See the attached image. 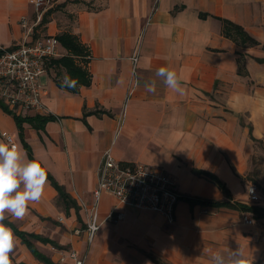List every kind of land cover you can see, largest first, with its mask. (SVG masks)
Returning a JSON list of instances; mask_svg holds the SVG:
<instances>
[{
	"label": "crops",
	"instance_id": "1",
	"mask_svg": "<svg viewBox=\"0 0 264 264\" xmlns=\"http://www.w3.org/2000/svg\"><path fill=\"white\" fill-rule=\"evenodd\" d=\"M33 1L0 0V45L12 49L26 41L70 33L88 53L76 63L90 73L91 84L77 93L57 85L66 80L64 69L52 67L53 60L46 64L41 78L45 115L61 119L48 122L43 130L23 124L33 157L42 161L76 207H67L48 180L41 200L29 204L23 219L6 221L49 240L33 244L52 264H61V255L71 250H87L97 170L103 153L111 148L121 163L159 167L171 174L182 199L176 222L170 225L159 214L121 206L104 195L98 208L102 226L111 223L104 220L114 208L124 217L114 225L115 234L102 241L97 233L87 264H156L151 256L164 264H211L213 253L239 248L249 264H264V215L215 205L264 210L263 194L258 188L260 200L252 202L248 187L255 184L244 180L250 141L264 134V64L256 61L264 58V50L244 48L225 37L221 21L243 27L264 45V0H54L47 22L37 26ZM30 27L34 30L26 37L24 28ZM60 49L67 55L62 45ZM137 51L140 60L134 77L131 58ZM238 53L246 55L245 76L238 74ZM165 66L177 72L183 95L166 88L156 76ZM153 80L155 89L149 91L145 83ZM5 136H11L29 158L14 114L0 109V140ZM194 170L217 176L229 196ZM187 199L212 204L192 205ZM244 216L255 225L244 224ZM14 236L20 252L10 254L12 264H45ZM118 238L139 250L131 255L134 260L104 254L113 250L103 244Z\"/></svg>",
	"mask_w": 264,
	"mask_h": 264
},
{
	"label": "built area",
	"instance_id": "2",
	"mask_svg": "<svg viewBox=\"0 0 264 264\" xmlns=\"http://www.w3.org/2000/svg\"><path fill=\"white\" fill-rule=\"evenodd\" d=\"M53 2L54 0L33 1L38 15L35 26L42 21ZM33 28L27 29L26 37H30ZM60 47L59 39L54 36L26 41L12 49L0 45V105L14 115H45L47 109L43 98L46 90L41 84V78L47 72V62L65 56ZM139 60L137 51L131 58L134 77L137 76ZM8 138L15 143L11 136H5V140ZM94 194L96 206L90 212L86 229L89 246L94 243L103 224L100 222L98 208L104 195L112 197L121 206L159 214L170 225L176 222L177 206L182 199L178 183L171 174L159 167L121 163L116 160L111 148L103 153L97 170V188ZM248 195L252 202L260 200L256 185L248 187ZM123 217L124 215L114 208L104 222H118ZM243 222L249 226L255 225V221L247 216H244ZM88 259L87 250L82 253L71 250L68 254L61 255L60 263L66 264L70 260L72 264H87Z\"/></svg>",
	"mask_w": 264,
	"mask_h": 264
},
{
	"label": "clouds",
	"instance_id": "3",
	"mask_svg": "<svg viewBox=\"0 0 264 264\" xmlns=\"http://www.w3.org/2000/svg\"><path fill=\"white\" fill-rule=\"evenodd\" d=\"M156 76L162 79L166 88L183 95L185 88L177 74L170 67H161ZM69 86L74 87L73 81ZM149 91L155 89V81L145 83ZM48 181L47 169L38 157L29 159L21 147L11 141L0 140V264H12L16 238L5 221L9 217L23 219L29 204L39 202ZM211 264H249L242 249L227 253L215 252L210 256Z\"/></svg>",
	"mask_w": 264,
	"mask_h": 264
},
{
	"label": "trees",
	"instance_id": "4",
	"mask_svg": "<svg viewBox=\"0 0 264 264\" xmlns=\"http://www.w3.org/2000/svg\"><path fill=\"white\" fill-rule=\"evenodd\" d=\"M78 2V0H76ZM50 11V10H49ZM47 11L43 18L41 23L47 22V15L49 13ZM202 17H206V15H202ZM223 23V33L224 36L232 39L234 42H236L239 46L244 47V48H250V47H255V46H261L262 49L264 50V45H261L260 42L255 40L250 34L246 32V30L237 25L234 24L233 22H230L228 20H221ZM58 39L61 43V45L67 50V55L63 56L60 59H54L51 63L52 67L55 69H64L66 71L67 77L64 82L62 81H57V85L60 88L66 89L68 91L77 93L82 86H90L91 84V75L89 72H87L85 69L82 67L78 66L76 63L77 58H84L87 56V49L85 46L80 42L79 38L73 34L70 33H63L58 36ZM240 59H238V74L245 76L247 75L246 68L243 64V59L246 57L245 54H240ZM256 61L260 64H264V58H256ZM75 82V86H69L72 82ZM1 108L8 114L13 115L11 112L8 111L7 108H5L3 105H0ZM87 115V114H86ZM15 122L18 126L20 138L22 140V143L24 147L27 150L28 156L30 159L34 158L32 154V149L31 147L27 144V142L24 140V135H23V124L25 122L30 123L34 128L37 130H43L45 125L48 122H56L60 120L61 118L58 116H55L53 114L49 115H39L36 117H31V118H21L18 116L14 115ZM253 140H256L252 138ZM194 173L199 176H205L209 178L211 181H213L226 195L229 196V191L226 187V185L214 174H211L209 172L205 171H200V170H194ZM48 180L52 183V185L58 190L60 199L65 203L67 207H76L75 201L72 199V197L66 193L65 189L60 186L56 180L48 173ZM190 204L195 205V204H202L203 206H207L209 204H212V202L209 201H199V200H193V199H187ZM217 206H229L234 209H240L244 212H252V213H257L261 217V215H264V210L258 208V207H249L246 205H228V204H218L215 203ZM5 223L11 227L13 232L15 233L16 236H18L24 244L28 246L30 251L42 262L45 264H52L51 261L41 254L40 252L37 251L36 247L33 244V240H40L44 243H48L49 240L36 235V234H28L25 232L20 231L17 229L12 223L5 221ZM156 264H164L162 261L154 258L153 256L150 257Z\"/></svg>",
	"mask_w": 264,
	"mask_h": 264
},
{
	"label": "rangeland",
	"instance_id": "5",
	"mask_svg": "<svg viewBox=\"0 0 264 264\" xmlns=\"http://www.w3.org/2000/svg\"><path fill=\"white\" fill-rule=\"evenodd\" d=\"M36 12V11H35ZM46 13V12H45ZM37 16V12H36ZM27 29L24 28V31ZM53 73H56V70H53ZM61 80L65 79V73L62 72V76L60 77ZM0 109H2L0 107ZM250 151L252 152L250 155L249 160V171L247 175L245 176L244 180L246 184L254 183L258 186L259 190L261 191V194H263L264 198V134L262 135L261 139H256L250 141ZM207 214H211V211H207ZM117 223L114 221H111V223H105L104 226L101 227L100 235L102 236V241L104 240L106 235L110 236L115 234L114 232V225ZM105 245H110V248L113 250L111 253L110 251L104 252V254H108L110 258L115 257H125L130 260H134L135 257H132V254H139V250L135 248L134 245L130 244L127 239L118 238L111 242V244H103V247ZM43 248V247H41ZM114 248V249H113ZM90 249V246L87 248ZM20 243L16 240L14 252L19 253L20 251ZM46 250V249H44ZM138 258V257H137Z\"/></svg>",
	"mask_w": 264,
	"mask_h": 264
}]
</instances>
